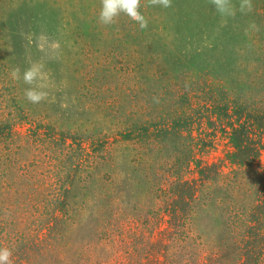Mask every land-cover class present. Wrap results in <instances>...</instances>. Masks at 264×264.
<instances>
[{
  "label": "rangeland",
  "instance_id": "obj_1",
  "mask_svg": "<svg viewBox=\"0 0 264 264\" xmlns=\"http://www.w3.org/2000/svg\"><path fill=\"white\" fill-rule=\"evenodd\" d=\"M144 4L141 30L100 0H0L12 264H264V0Z\"/></svg>",
  "mask_w": 264,
  "mask_h": 264
},
{
  "label": "clouds",
  "instance_id": "obj_2",
  "mask_svg": "<svg viewBox=\"0 0 264 264\" xmlns=\"http://www.w3.org/2000/svg\"><path fill=\"white\" fill-rule=\"evenodd\" d=\"M101 7L98 13V21L104 26H112L118 23L119 18L124 15L136 23L141 30L147 29L149 20L141 11L145 6L144 0H100ZM249 10H251L250 0H246ZM217 10L224 14L228 11L230 0H211ZM147 6L170 9L173 7V0H147ZM19 69L12 72L13 78H19ZM41 69L33 65L23 73V81L30 87L26 89V98L31 103H40L47 98V93L38 89L46 87ZM12 251L8 248H0V264H12Z\"/></svg>",
  "mask_w": 264,
  "mask_h": 264
}]
</instances>
